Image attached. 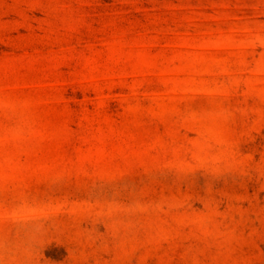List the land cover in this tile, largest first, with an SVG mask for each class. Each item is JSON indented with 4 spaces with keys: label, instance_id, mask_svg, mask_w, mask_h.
<instances>
[{
    "label": "rangeland",
    "instance_id": "rangeland-1",
    "mask_svg": "<svg viewBox=\"0 0 264 264\" xmlns=\"http://www.w3.org/2000/svg\"><path fill=\"white\" fill-rule=\"evenodd\" d=\"M0 264H264V0H0Z\"/></svg>",
    "mask_w": 264,
    "mask_h": 264
}]
</instances>
